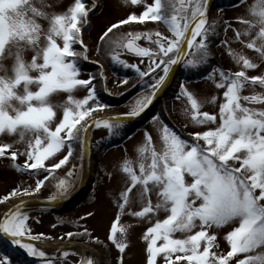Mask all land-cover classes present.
<instances>
[{"label":"snow or ice","instance_id":"6c2138e0","mask_svg":"<svg viewBox=\"0 0 264 264\" xmlns=\"http://www.w3.org/2000/svg\"><path fill=\"white\" fill-rule=\"evenodd\" d=\"M139 2L131 0L133 5ZM244 2L237 0L236 6ZM261 6L264 8V0ZM97 7L95 2L87 4L86 0H75L67 13L46 15L30 0H0V71L5 72L0 76V136H18L16 143L26 145L21 152L14 150L13 145L0 144V157L10 159L17 172L43 175V179L36 180L34 189L16 188L0 198V204L13 197L39 193L50 178L58 182L48 204L69 199L86 177L84 149L87 147L90 151L91 148L90 129L103 127L110 137L120 135L127 122L140 118L153 105L181 67L185 71L206 67L213 43L217 46L226 43L212 39L219 33L218 18L211 16V0H154L141 15L133 14L102 28L95 51L105 58L110 57L111 62L124 69H132L136 83L131 86L138 84L141 91L122 116L96 118L93 113H101L108 106L98 99L94 83L98 77L92 74L81 78L80 64L89 61L91 51L82 39V29L90 23L89 13H94ZM252 15L256 19L239 21L247 28L237 31L236 37L240 40L241 36H251L252 30L258 28L255 38L246 47L264 61V10ZM42 21L48 22L47 28L42 26ZM145 21L165 25L170 36L160 31L126 35L114 32L121 25H142ZM230 27L225 21L224 32ZM142 39L150 41L155 49L140 46L137 42ZM75 45H79L80 50ZM26 50L32 52L27 63L22 55ZM125 50L141 58V63L147 58L146 68L142 70L121 59ZM229 55L241 70L231 72L213 66L205 77L213 81L216 89H224L218 118L201 113L200 103L186 83H180L176 98H186L191 106L192 121L196 125H207V129L189 133V141L165 124L159 115H154L150 122L161 124L160 150L153 146L152 136L146 132L145 143L138 150V170L131 161H125L119 169L124 182L119 196L121 202L117 204L121 214H125L134 201L142 205V210L127 214L136 218H149L161 211L166 213V218L157 220L144 233L146 264H157L161 254H164L163 264H179L180 261L186 264H264V110L256 111L241 103L264 104V96L241 95L246 85L264 88V75L249 76L247 70L256 69L258 65L243 54L230 51ZM9 60L14 61L11 76L7 75L5 66ZM99 71L103 74L102 69ZM217 73L219 82L215 79ZM128 84L129 78H123L122 85ZM79 89L85 90L87 95L75 99L73 92ZM54 94H67V102L54 103ZM57 109H62V118H58ZM62 152H66L63 158L46 166L49 158ZM7 153L10 155L6 157ZM74 155L80 167L74 166L65 178L56 176V170L67 165ZM18 156L25 157L22 166L15 163ZM109 179L115 182L117 178L109 176ZM25 207V204L16 205L0 219V264H25L12 255L17 250L35 258L37 264H56L53 256L34 245L41 236L33 235L30 216L22 210ZM88 217H94V213L89 212L80 219L84 221ZM226 226L232 228L225 237L230 250L226 255L218 254L213 251L218 247V237L210 234V230ZM79 227L82 230L66 233L69 240L92 236L86 226ZM194 229L199 230L194 232ZM118 232L122 236L127 234L126 229L118 228L114 222L108 239L123 254L128 244L117 238ZM177 232L187 234L186 238H174ZM49 239L51 237H43V240ZM160 241L163 243L158 244ZM240 254L245 258H239ZM67 255L68 252H64V256ZM86 264L93 261L89 259Z\"/></svg>","mask_w":264,"mask_h":264},{"label":"rangeland","instance_id":"374dc122","mask_svg":"<svg viewBox=\"0 0 264 264\" xmlns=\"http://www.w3.org/2000/svg\"><path fill=\"white\" fill-rule=\"evenodd\" d=\"M92 2H95L98 7L94 10V13H89L90 23L85 25V28L82 29V39L91 51L89 52V61H82L80 64L82 70L81 78H88L89 75L95 74L98 77V80L102 82L105 98L109 99V101L116 100L115 98L118 97V94L123 89L126 87L129 88L130 82H136V75L129 80L128 85H122V79L125 78L122 76V71L125 72L126 69L122 68V70L117 71L118 75H116L111 72L112 70L108 67L101 55L95 51L98 43V37L102 34L101 29H106L107 26H111L113 23H118L119 21L128 18L130 15H141L142 12L146 10V6L153 4L154 0H140L137 5H133L131 0H86L87 4H91ZM30 3H33L34 6H37L41 11H44L46 15H52L67 13L68 9L74 5L75 0H30ZM261 10H264L261 6V0H245V2L239 6H233L216 13V15L218 14V16L224 19V21H227L231 27L227 33H225L224 30L222 31L221 41H226V43L216 46L212 50L211 57L217 64L215 66H219L223 70L231 72L241 70L240 66L237 65L235 60L229 55L230 51H234L236 53L243 54L258 65L256 69L247 70V74L249 76L264 75V61L260 59L258 53L246 47V44L255 38L258 28L252 30L251 36H241L240 40H243V43H241L236 37L237 31L243 32L247 28L246 24H242L239 21L241 19L254 20L256 17H254L252 13H258ZM128 25L131 26L136 24L130 23ZM42 26L47 28L48 22L42 21ZM154 27L155 30H159L162 34L170 36L168 31H165L164 29L160 30L158 25ZM155 30L145 29L140 30L139 32L148 33L155 32ZM137 43L142 47L155 49V45L151 44V42L147 39H142ZM257 43H259V41H257ZM75 46L78 47L76 48ZM75 46L74 47L77 50H80L79 45ZM187 54L188 53H186V55ZM22 55L26 63L30 62L32 56V52L30 50H26ZM121 59H124L127 63L136 64L142 70L146 68L148 63L147 58H143L144 62L141 63V58L131 55L126 51L121 54ZM82 63H85L86 67L89 66L87 67V71L82 69ZM13 65L14 61L12 60L5 62V66L8 69L7 75L9 76L13 75L11 71ZM91 69L94 71L90 72ZM99 69L103 70V74H101ZM4 75L5 72L0 71V76ZM32 75L35 76L36 73H32ZM215 79L216 82H219L218 73L216 74ZM183 83H186L188 90L193 93L194 97L200 103L201 113L207 112L209 114L216 115L218 118L219 106L224 102V89H216L213 81L205 79V77L197 82ZM130 91H125L122 94H126ZM178 92L179 87L177 93ZM129 94L130 93H128L126 97ZM86 95L87 93L83 89L75 90L73 92V97L75 99H82ZM176 95L174 94V99L170 101L171 119L175 125L181 129L183 135L191 139V136L188 135L189 133L206 130L208 126L196 125L191 119L192 111L190 104L187 102L186 98L181 97L180 99H177ZM241 95L264 96V88H261L259 85H246L242 90ZM54 96L55 99L53 102L56 104H63L67 102V94H54ZM135 98L136 96L128 99V101L124 102V104H120L121 106H119V108L106 109L101 113H93V117L98 118L99 116L106 114H125L122 109H129V105L134 102ZM241 103L242 106L252 108L256 111L264 110V104L249 103L245 101H241ZM57 115L58 118H62V109H57ZM154 115L159 114L154 113ZM151 118L143 125V127L137 129L125 142L116 147L110 148L109 150L102 151V153L98 156L97 161H94V159L91 160L93 164L92 175L85 180L83 179L85 181L83 182V188H80L82 185L80 183L79 187H77L75 192L72 194L73 197H70V201H65L60 206H55L51 209L37 207L35 204L33 205L32 200L41 198L43 188H41L39 193H35L32 196H17L10 199V201L14 202L29 200V203H27L26 207L22 210L30 216L29 224L32 227L33 235L41 236V240H38L37 242L47 244L54 243L56 245L64 242H73L86 245L93 251L89 258L93 261V264H120L121 260L123 261V264H146L147 241L143 239L144 233L149 227L153 226L157 220H163L166 218V213L161 211L158 215H151L149 218L140 219L127 214V212L142 210V205L138 201H134L132 206L126 210L125 214H121L119 212L117 204L121 202L119 201V196L124 187V182L120 179L123 174L119 171V169L123 166L125 161H131L133 166L138 170V150L145 143V133L147 132L152 136L153 146H155L157 150H160L161 148V124L160 122H150ZM89 119H91V117ZM212 127H214V125ZM106 133L107 131L103 127L100 129L93 127L92 130H90L91 145H97L100 141L99 139L104 137ZM18 140V136H0V144L7 143L13 145L14 150L22 152L25 150L26 145L16 143ZM99 148L100 147L97 146L98 151ZM65 154L66 152H62L58 153L55 157L49 158V160L45 162L46 166L50 167L53 161L58 162V160L63 158V155ZM9 155L10 153H7L6 157ZM24 160V156H18L15 163L22 166ZM12 163L13 162L10 159L0 157V198L8 195L16 188H20L21 191L28 188L34 189L36 180L43 179V175L29 176L27 171L17 172L16 169L12 167ZM75 167L79 168L80 165H75ZM56 175L58 176V174ZM109 176H115L117 178L116 181L114 182L109 179ZM68 179H72V177H68ZM51 180H53V183L58 182V180L55 182L56 179L53 178H51ZM79 189H81L80 193H77L79 192ZM84 193V198L80 200L79 203L75 204V206H73L70 210H67L68 207L72 205L77 198H81ZM152 202L153 204L157 202L155 195L152 197ZM1 205L3 204H0V209ZM55 208L58 210V215L48 212L49 210ZM89 212L94 213V217H88L87 220L82 221L80 217L87 216ZM114 222H116L118 228H124L127 230V234L124 236H122L119 232L117 233V238L128 244V247L125 249L123 254L119 253L116 247L108 239L111 234V226ZM80 225L86 226L92 232V236L90 238L72 240L60 239L61 236H64L65 238L66 233L68 232L82 230L79 227ZM197 230L199 229H194V232ZM231 230L232 228L228 226L222 229L213 228L210 230V234H215L218 237L216 242L218 247L213 249L214 252L226 255V253L230 250V245L227 243L225 237ZM186 235L187 234L177 232L174 234V238H186ZM43 237H51V239L43 240ZM97 240L101 243H96ZM162 243L163 241L158 242V244ZM47 246L48 245H41L36 247L38 250L44 251V249L49 248ZM73 247L74 246H72V249L68 248V250H61L59 255L54 257L56 264H78V262L81 261V255ZM64 252H68L66 257L64 256ZM255 254L256 253H251V255ZM12 255L22 260L25 258L22 250H17L12 253ZM46 255L48 254L46 253ZM163 255L164 254H161L157 257V264H163ZM239 258H245L244 254H240ZM173 259H175V256H173ZM183 263L185 264L186 262H179V264Z\"/></svg>","mask_w":264,"mask_h":264},{"label":"trees","instance_id":"16d2710c","mask_svg":"<svg viewBox=\"0 0 264 264\" xmlns=\"http://www.w3.org/2000/svg\"><path fill=\"white\" fill-rule=\"evenodd\" d=\"M213 9H212V13L211 16L213 18H218V28L217 31L219 33V35L214 36L212 39L213 41H221V35H222V31L224 30V19L220 18V16H218V14L216 15V13L221 12V10H225L228 8H231L235 5H237V0H214L213 1ZM217 6H219L218 10ZM136 25H121L120 29H116L114 30V32H116L118 35L120 34H127L128 32H139L140 30H149V29H154V26H157L160 28V30L164 29L165 31L167 30V27L163 24H160L158 22H152V21H145L144 24H137V23H133ZM155 31H159V30H155ZM199 39V38H198ZM217 46L216 43H213L212 45V50ZM76 48L78 46H75ZM194 51V50H192ZM190 54V53H188ZM187 54V55H188ZM101 57L105 60V62L107 63L108 67L112 70L111 72L115 73L116 75H118L117 71L122 70V66L119 67V65L114 64L113 62H111L110 57L105 58L104 56L101 55ZM217 65L215 63V61L213 60L212 57H210V62L206 67H202L201 69H192L191 71H185L182 67L181 69L178 71V78L174 79L171 83V85L169 86V88L167 89L166 93L163 95L162 100L160 101V103L158 104V106L154 109V112H152L151 114H148L147 116H145L144 118H141L139 120L130 122V123H126L125 127L120 130V135L118 136H109V133L107 131L106 135L104 137H102L101 139H99L100 141L97 143V145H91V156L94 159V161H97L98 156L102 153V151H106L110 148L116 147L120 144H122L123 142H125L127 139H129L134 132L137 129H140L141 127H143V125L154 115V113H158L162 119V121L167 124L168 126L172 127L173 129H175L179 134L182 135L183 138L191 141L190 138L186 137L183 135L181 129L179 127H177L175 125V123L172 121L171 119V102L174 99V94H177V90L179 87V83L180 82H195V81H199L201 79H203L212 69L213 66ZM89 67V66H87ZM87 67L85 65V63H82V69L87 71ZM94 70L91 69L90 72H93ZM136 75L135 72L132 69H126L125 72L122 71V76L123 77H127L129 78V80H131L133 78V76ZM95 83V82H94ZM136 82H130V86L129 88H125L123 89L119 94L118 97L115 98L116 100H110L105 98L104 92H103V88H102V82L100 80L97 79L95 85H96V89L98 92V99L100 100V102L102 104L107 105L108 107L106 109H113V108H119V106H121L120 104H124V102L128 101V99H131L132 97L137 96V94L141 91L140 86L137 84L136 87H132V84H135ZM133 88V89H132ZM132 89V90H131ZM131 90V91H130ZM125 91H130L128 93H130L127 97L126 94H122ZM105 109V110H106ZM129 109H122L123 113H126ZM97 146H99V151L97 149ZM75 165H80V161L79 159L74 155L72 158H69V163L65 166H63L61 169L56 170V174H58V177H63L65 178L67 176V173L71 170H73V167ZM57 176V175H56ZM55 182H57V180H55ZM56 183H53V180H51V178L46 181V187H43V191H42V198H50L52 196V194L56 191V188L54 187ZM57 209H52L49 210L48 212H51L55 215L57 214ZM74 232V231H72ZM63 240H69L67 238V236L63 239ZM31 264H37L36 262H33ZM184 264V263H183ZM186 264V263H185Z\"/></svg>","mask_w":264,"mask_h":264},{"label":"water","instance_id":"95a60500","mask_svg":"<svg viewBox=\"0 0 264 264\" xmlns=\"http://www.w3.org/2000/svg\"><path fill=\"white\" fill-rule=\"evenodd\" d=\"M213 1L214 0H211V2L213 3ZM126 51V50H125ZM127 52V51H126ZM128 53V52H127ZM129 54H131V53H129ZM132 55H134V54H132ZM177 73V72H176ZM176 73H175V75H174V77L176 76ZM174 77L168 82V87H169V85L171 84V82H172V80L174 79ZM167 87V88H168ZM167 88L163 91V92H161L159 95H158V97H157V99L154 101V103H153V105L140 117V118H137V119H141V118H144L147 114H149L159 103H160V101H161V99H162V97H163V95L165 94V92H166V90H167ZM117 116H122V115H106V116H100V117H98V118H113V117H117ZM137 119H135V120H137ZM133 121V120H132ZM89 135V134H88ZM89 142H90V136H89ZM84 151L87 153V155H86V158H85V164H86V162H87V160L90 158V151L88 150V148L87 147H85V149H84ZM83 182H85L84 180L82 181V185H81V187L80 188H83ZM86 182H87V180H86ZM86 189H88V188H86ZM80 190L81 189H79V192H77V193H80ZM84 196H85V193L81 196V198H77L73 203H72V205H70L69 207H68V209L67 210H70L73 206H75V204H77V203H79L80 202V200H82L83 198H84ZM71 197H73V196H71ZM70 199L71 198H69V199H66V200H64V201H70ZM33 201V205L35 204V205H37V206H57V205H59V203L61 202H59L58 204H54V205H49L48 204V201H49V199H34V200H32ZM66 210V211H67ZM34 243V245L35 246H41V245H48V246H53V245H55V246H57L60 250H64V249H68V248H72V246H75V245H81L80 243H73V242H67V243H60V244H58V245H56V244H54V243H52V244H47V243H42V242H37V241H34L33 242ZM26 258V257H25Z\"/></svg>","mask_w":264,"mask_h":264},{"label":"bare ground","instance_id":"6f19581e","mask_svg":"<svg viewBox=\"0 0 264 264\" xmlns=\"http://www.w3.org/2000/svg\"><path fill=\"white\" fill-rule=\"evenodd\" d=\"M86 178H88L89 176L92 175L93 172V164L92 161L90 159L87 160L86 162ZM27 203H29V201H10L7 204H3L1 205V209H0V219L3 218V213H5L6 211H8L11 208H14L16 205H20V204H25L27 205ZM49 247L48 249H44V251L48 254L51 255L53 257H57L60 253V249L53 245V246H47ZM73 248H75L81 255V261L80 264H86V261L89 260L91 253H93L92 249L86 245H75Z\"/></svg>","mask_w":264,"mask_h":264}]
</instances>
